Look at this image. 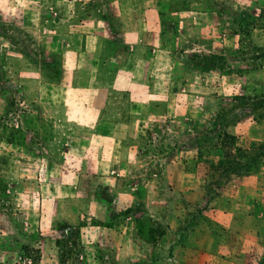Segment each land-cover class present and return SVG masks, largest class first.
I'll use <instances>...</instances> for the list:
<instances>
[{"label": "rangeland", "instance_id": "obj_1", "mask_svg": "<svg viewBox=\"0 0 264 264\" xmlns=\"http://www.w3.org/2000/svg\"><path fill=\"white\" fill-rule=\"evenodd\" d=\"M152 4L169 46L142 53L122 25ZM0 96V159L25 169L0 171V264H264V0H0ZM8 176L68 221L38 237Z\"/></svg>", "mask_w": 264, "mask_h": 264}, {"label": "crops", "instance_id": "obj_2", "mask_svg": "<svg viewBox=\"0 0 264 264\" xmlns=\"http://www.w3.org/2000/svg\"><path fill=\"white\" fill-rule=\"evenodd\" d=\"M146 11H147V13L145 14L144 17L141 16L138 20L134 19L130 22L126 21L122 25L123 30H126L125 31L126 43L131 44L134 41H136V37H138L140 40V43L138 44V48L140 49V51H142V53H143V49H144V47H146V45H152V44L156 43L155 44L156 46L161 45L163 48H164V46H166V47L169 46L167 41H166L167 36L164 35L163 34L164 32L162 31L164 26L162 25V18L160 15V7L157 6L156 4H154V5L152 4L150 7L146 8ZM184 12L194 14L193 12H187V11H184ZM136 17H137V15H136ZM184 26H185V22H181V25L179 27L183 28ZM153 32H154V35H153ZM136 33H137V35H136ZM149 33H151V35H149ZM154 37H156V39H154ZM161 38H162V43H160ZM138 53L141 55V52H138ZM113 54H115V53H112L109 51H103V52H100L97 54V57H98L97 60H98L99 65H100V66L99 65L98 66L102 70V75L106 76V73L110 70V68L112 69V67L108 66L107 64L105 65V62L109 61V59L117 60L119 58V56H115ZM111 55H113V56H111ZM139 57H141V56H139ZM99 68H98V71L100 70ZM6 107H7L6 101L1 99V96H0V113L2 111H4L6 109ZM36 123H38V125H39L41 122L36 120ZM0 147H2V144L0 145ZM7 151L9 152V155H11V156H13L12 152H17L12 148V146L9 147L7 149ZM0 152H2V151L0 150ZM73 153L74 152H67V153H65V155L68 158H70V156H72ZM0 162H1L0 171L3 174H9L10 173L11 175H14V173H15V175L17 174V178H20V179L24 178V175H23L24 170H25L24 166L22 168L20 165H17L16 170L13 169V171L11 173V170L7 171L8 166L5 167L3 164L6 161H2V159H0ZM68 162H70V160ZM16 164H23V163L18 161V162H16ZM70 167H72V166H70ZM49 168H50L49 173L51 174L53 171V168L52 167H49ZM10 179H11V177L8 176L7 180L9 182H7V184H4V186L7 187L6 189H7L8 193L10 194L9 195V201H7L6 203L11 204V205L7 204L8 208H5V210L8 209V211H14V212L16 211L15 213H16L18 219L22 220L23 223L25 222L26 225H28L30 222L28 223L25 220L26 219L25 215H21V213H24V214L28 213V215L31 213H34V215H36V216L38 215L34 219V226H31V227H35V231H38L37 232L38 237L47 236L46 235L47 231H49V228L51 229L53 222L56 221V219L68 221V218L66 216H63L62 218L61 217L60 218H53L50 215L45 216L43 214V211L45 212V210L41 208V205L44 206L45 204L49 203V200L46 196L41 195L40 188L42 186V182H40V181L36 182L35 186H37L38 189H36L34 187V189H36V190H34L33 192H28L29 190H27L25 188L29 184L27 181L17 179L16 181L12 182ZM7 180H5V181H7ZM0 183H1V185H3L2 182H0ZM43 186H44V184H43ZM80 197L82 198V196H80ZM64 201H65V203L68 204V197L65 196ZM3 203H5V201H3ZM2 206H4V205L0 204V207H2ZM17 211L20 212V215L17 214L18 213ZM7 218H8L7 225L10 226L9 217H7ZM4 223L5 222H1V226L5 227ZM22 227H23V224H22ZM6 230H8V229L7 228L4 230L2 229L3 234L0 235V237L3 239H5L6 236L7 237L9 236V234L7 233ZM26 230H28V229H26ZM31 230L33 231V229H31ZM41 230H43L45 232L40 234L39 231H41ZM33 233H35V232L33 231ZM12 235H15V233H13ZM26 238H27V236L20 237L21 240L26 241V243H28ZM247 238H249V237L248 236L246 237V240H245L246 242H248ZM257 238L258 237H256V239L254 237H252V239H255L252 242V244H254V246L256 247L254 249V251L260 252V257H262V255L264 254V247L263 248L258 247L259 245H258V239ZM129 239H130V241H132L133 244L137 245L134 237H132V239H131V237H129ZM38 240H34V241H32V243H38L40 248L42 246L43 247L49 246V244H50V241H48V240H40V239H38ZM41 244H42V246H40ZM188 248L189 247L184 248L183 246H179L177 248L176 253H180L183 249H188Z\"/></svg>", "mask_w": 264, "mask_h": 264}, {"label": "trees", "instance_id": "obj_3", "mask_svg": "<svg viewBox=\"0 0 264 264\" xmlns=\"http://www.w3.org/2000/svg\"><path fill=\"white\" fill-rule=\"evenodd\" d=\"M194 58L195 59H192L191 61L201 60L202 61L200 64L201 69H205L207 71H211V70L215 69L217 67V65L219 64V61L223 60V58L221 56H217V55H206L204 57L194 56ZM12 106L13 105L11 104L10 107H12ZM236 122H239V121H234V122H229V123L235 124ZM208 138H210V137H208ZM199 140L200 139H198V141H196V143H198ZM196 143H194V144H196ZM192 148L194 149L196 147L192 146ZM232 171H233L232 173L239 175V176L246 175L249 173V167H246V166L232 167ZM263 260H264V254L261 257V262H263Z\"/></svg>", "mask_w": 264, "mask_h": 264}]
</instances>
